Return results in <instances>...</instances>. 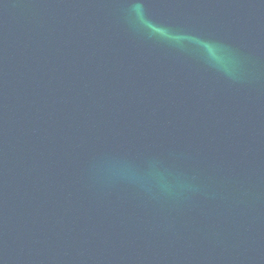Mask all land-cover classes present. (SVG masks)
Wrapping results in <instances>:
<instances>
[{"label": "water", "instance_id": "1", "mask_svg": "<svg viewBox=\"0 0 264 264\" xmlns=\"http://www.w3.org/2000/svg\"><path fill=\"white\" fill-rule=\"evenodd\" d=\"M0 264H264V0H0Z\"/></svg>", "mask_w": 264, "mask_h": 264}]
</instances>
